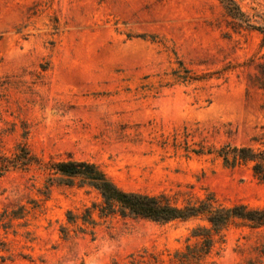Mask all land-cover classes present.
I'll return each mask as SVG.
<instances>
[{"label": "rangeland", "instance_id": "1", "mask_svg": "<svg viewBox=\"0 0 264 264\" xmlns=\"http://www.w3.org/2000/svg\"><path fill=\"white\" fill-rule=\"evenodd\" d=\"M226 145L264 149V0H0V264H183L204 216L84 217L100 192L47 167L90 161L180 206L264 207ZM263 251L264 229L237 221L199 264Z\"/></svg>", "mask_w": 264, "mask_h": 264}, {"label": "trees", "instance_id": "2", "mask_svg": "<svg viewBox=\"0 0 264 264\" xmlns=\"http://www.w3.org/2000/svg\"><path fill=\"white\" fill-rule=\"evenodd\" d=\"M228 7L234 14L236 9L239 10L235 3H229ZM218 155L230 167L251 163L254 174L264 181V149L226 145L218 151ZM47 168L53 171L59 183L73 185L79 182L80 185H88L100 192L102 202L95 203L93 208H87L84 217L88 215L91 218L93 209H98L101 216L119 214L157 222L204 216L209 225H199L192 231V236L199 241L196 244H188L185 251L178 253V258L183 264L190 261L199 264L213 248L215 235L234 222L239 221L252 229H264V207H251L243 203L228 207L214 206L208 200L180 206L165 194L151 195L123 190L97 164L86 160L52 162Z\"/></svg>", "mask_w": 264, "mask_h": 264}]
</instances>
